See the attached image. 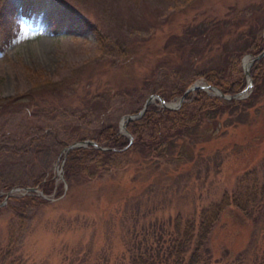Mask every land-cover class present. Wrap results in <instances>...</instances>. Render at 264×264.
Wrapping results in <instances>:
<instances>
[{"label":"rangeland","instance_id":"374dc122","mask_svg":"<svg viewBox=\"0 0 264 264\" xmlns=\"http://www.w3.org/2000/svg\"><path fill=\"white\" fill-rule=\"evenodd\" d=\"M8 1L15 14L0 44V203L13 188L41 192L34 180L49 174L58 188L44 198L19 190L6 199L0 207V264L155 259L176 245L177 218L180 232L185 221L195 224L183 261H177L187 264L197 246L201 212L226 191L240 196L247 212L227 210L217 219L198 264H264V85L248 102L252 86L247 102L219 123L218 135L196 147L173 145L161 158L129 157L118 170L90 179L78 175L70 184L62 153L64 143L91 140L103 125L119 131L121 118L141 107L153 88L169 94L175 88V80L165 76L171 68L186 82L204 83L200 72L224 67L231 45L187 54L189 49H177L176 39L187 42L188 26L215 25L231 17L237 22L250 11L261 14L264 0H59L95 26L102 42L92 31H55L44 12L26 16L20 0ZM263 25L256 38L264 39ZM237 54L225 65L226 83L244 77L242 59L253 53ZM84 81L93 95L83 94ZM72 82L80 94L56 108L51 91ZM40 86L45 109L31 113ZM11 99L19 107L8 105ZM31 195L46 204L31 207L13 200ZM11 237L16 245L3 260ZM175 259L171 252L168 263L176 264Z\"/></svg>","mask_w":264,"mask_h":264},{"label":"trees","instance_id":"16d2710c","mask_svg":"<svg viewBox=\"0 0 264 264\" xmlns=\"http://www.w3.org/2000/svg\"><path fill=\"white\" fill-rule=\"evenodd\" d=\"M20 2L21 13L23 15L27 16L30 13L37 14L44 12L46 17L51 20L52 28H54L55 31H59V29H70V27H72L80 32L92 31L94 34L96 33L99 35L97 36L99 37V41H105L104 36H100V33L95 26L81 16V14H79L72 6H68L66 3H62L59 0H20ZM14 14L15 8L12 4L9 3L8 0H1L0 44L6 42L4 40H6L10 32V27L14 22ZM234 21L235 19L231 17L229 19H223L215 25L198 27L188 26L187 31H185L184 34L187 42H182L179 38L176 39V43H180L177 49L181 52H185L189 49L187 54L193 52L199 53L201 50L209 48L212 45H219L223 43L224 48L225 46L228 48L231 45L229 50L230 54L226 55L222 60L224 67H210V69H206L199 74V77H202L207 85L216 86L223 94L230 96L241 92L246 83L244 81V77L226 83L225 65L226 67L231 65L229 58L230 55L233 56L238 53L237 57H240L243 53H253L254 55H257V53L259 54L262 52L264 39L256 38V31L260 30V27L263 25L262 22L264 21V12H261L260 14V12L250 11L248 15H245L240 19L236 18L237 22ZM237 28L238 30H235ZM241 37L244 38L241 39ZM112 47L118 54H120V56L124 57L123 55L125 53L122 49H120V46L114 43ZM259 60L255 62L249 70L251 82L253 83V91L250 98L247 100L248 102L255 94H257L256 92H258V90L263 88L264 85V57ZM165 76H167L170 80H175V84H172L175 88L171 90L169 94L165 93V89H161L160 87H158V89L153 88L150 93H154V95L156 94L157 96L162 97V99L165 98L164 101L166 102L177 100L185 89L190 86L191 82L195 81L193 79L192 81L186 82V79L183 77L184 75H181L175 69L173 71L172 68L166 72ZM87 83L88 81H84L83 94L85 96L93 95L91 90L85 88ZM41 91H43V86L36 89V92H38L37 97L35 99L32 97L33 101L30 105V109L32 110L31 113H39L42 109H45V106L42 107V104H46L42 99H40L42 93ZM51 92L54 97L50 98L48 93L46 98H50L57 103L58 106L54 105L56 108L62 107L64 104L67 105V101L76 98V96L80 94V90H78V86L75 82L62 87L56 86L55 90H52ZM85 99L87 100L88 98L85 97ZM64 100L66 101L64 102ZM233 100H225L216 96H210L202 89H196L187 95V98H185V101L181 104V107L178 110H167L160 107L158 108L154 104H149L147 111L144 113L145 115L143 114L139 117L140 119L138 118V120L130 121L126 125V130L129 131L132 142L129 141V137L127 138L119 133L117 126L113 124L103 125L96 131V135L90 139L95 143H98L101 147H108L107 151L100 149L96 150L89 146L86 147V149L75 148L66 154L65 169L68 172L69 184L72 180L77 179L78 175L84 176L86 179H90L98 172L106 173L109 170H118L121 165L120 161L125 159L127 160L129 157L139 158L140 156H155L161 158L163 156L165 157L167 149L170 148L171 150L173 145H180L179 147L181 148H189L196 147L200 143L213 140V138L218 135L217 132L219 130L217 126L221 121L227 118V113L231 109L236 108L239 105L242 106L247 102L244 99V101ZM18 103L19 102L11 99L9 100L8 105L14 106ZM53 103H49L48 105L52 106ZM17 106L19 107V105ZM139 108L132 113H137ZM173 111L177 112L174 113ZM170 121L171 123H169ZM206 124L208 125L207 127ZM199 130H201V133ZM209 133H211L212 136H210ZM146 135L149 138L147 140L144 139ZM64 144L65 146L68 145L67 143ZM179 155L180 154H177V160L180 159ZM34 184L41 190L44 196L51 194L52 191L58 188L57 185H55V180L52 177V174L45 176L44 179H35ZM13 200L26 202L28 206L31 207L38 206L39 204H46V201L40 196L33 197L32 195L24 196L20 199L14 198ZM227 210L247 212L245 211L246 208L245 205H243V201L240 200V196H235L227 191L222 195L218 202H216V204L202 211L198 223L199 225L197 227V246L195 249L190 251L187 264L199 263L201 258L200 250H202L205 246L204 242L207 240L209 231L216 224L217 219ZM174 225V233L179 235V239H174V242L177 241L176 245H173L172 248L169 246L166 254L162 257L157 256L153 259L151 256H149V258L138 256L137 259L134 258L132 264H169L168 260L171 257V252H174V256L176 257L175 263L180 264L177 262L178 258L181 257L180 261H183L184 254L187 252L190 241L193 237L192 233L194 232L195 224L185 221L181 232L180 229L182 224L180 218H177ZM10 240L12 241H9V249L1 256L3 257V260L8 257L6 253L10 251L12 247L11 245H16L12 237Z\"/></svg>","mask_w":264,"mask_h":264},{"label":"water","instance_id":"95a60500","mask_svg":"<svg viewBox=\"0 0 264 264\" xmlns=\"http://www.w3.org/2000/svg\"><path fill=\"white\" fill-rule=\"evenodd\" d=\"M263 51L257 55H246L243 57L242 62V69L244 72V78H245V87L243 88V90L238 93V94H234L233 96L230 95H226L221 93V91L213 85H207L205 83H198V82H193L192 84H190V86L179 96V98L173 102H165L162 97L156 96V95H149L147 97V99L144 101V103L141 105V107L139 108L137 113L134 114H127L125 116H123L120 120V124H119V131L121 134L125 135L126 137H129V141H131V136L129 134L128 131H126V125L129 121L132 120H137L139 117H141L146 111H147V107L149 104H156L157 102V106L167 109V110H178L180 109V105L185 101V98L187 97L188 94L192 93L193 91H195L196 89H202L203 91H205L208 95H213V96H217L220 97L221 99H226V100H233V99H237V100H243L245 97H247L249 95L250 90L252 89L253 83L251 82V78H250V72L249 69L251 68V66H253V64L258 61L259 59H262L264 57V47L262 49ZM88 146L93 147L94 149H101L103 151H107L108 148H102L100 145H98V143H95L92 140H86V141H75L74 143L69 144L68 146H66L63 150L62 153L64 155V159L66 157V154L70 151V150H74L75 148H86ZM19 190H23L26 192H33V193H38L42 198H44V196L41 194L40 191H38L36 188L32 189V188H24V189H18V188H13L10 189V191L4 196L3 198V203L0 204V206H3V204L6 203V199L11 196V194L13 192L19 191Z\"/></svg>","mask_w":264,"mask_h":264},{"label":"bare ground","instance_id":"6f19581e","mask_svg":"<svg viewBox=\"0 0 264 264\" xmlns=\"http://www.w3.org/2000/svg\"><path fill=\"white\" fill-rule=\"evenodd\" d=\"M205 25H206V24H205ZM235 30H238V28L235 29ZM95 31H96V30H95ZM99 33H101V32L99 31ZM95 34H96V33H95ZM101 35H103V34H101ZM101 35H100V36H101ZM96 36H99V35L96 34ZM101 37H102V36H101ZM98 38H99V37H98ZM100 41H102V40H100ZM231 41H232V40H231ZM231 41H230V42H231ZM233 42H234V41H233ZM230 44H231V43H230ZM257 54H258V53H257ZM259 61H260V60H259ZM212 71H214V70H212ZM215 72H216V71H215ZM203 77H204V75H203ZM201 82H202V81H201ZM185 90H186V89H185ZM239 93H240V92H239ZM249 93H250V92H249ZM153 94H154V93H153ZM155 95H156V94H155ZM186 98H187V97H186ZM164 99H165V98H164ZM164 99H163V100H164ZM186 101H187V100H186ZM233 101H234V100H233ZM237 103H238V102H237ZM180 107H181V106H180ZM156 109H157V108H156ZM184 110H185V109H184ZM192 110H193V109H192ZM158 111H159V110H158ZM164 111H166V110H164ZM181 111H182V110H181ZM193 111H194V110H193ZM160 112H161V111H160ZM173 112H174V111H173ZM176 112H177V111H176ZM176 112H174V113H176ZM179 112H180V110H179ZM179 112H178V113H179ZM169 113H170V112H169ZM183 113H184V112H183ZM192 113H193V112H192ZM194 113H195V112H194ZM144 115H145V114H144ZM168 115H170V114H168ZM182 115H183V114H182ZM184 116H185V115H184ZM184 116H181V117H184ZM139 119H140V118H139ZM174 120H175V119H174ZM187 120H188V118H187ZM175 121H176V120H175ZM181 121H182V120H181ZM173 122H174V121H173ZM169 123H171V121H170ZM203 123H204V122H203ZM176 124H177V123H176ZM209 124H210V123H209ZM211 124H212V123H211ZM213 124H214V123H213ZM217 124H218V123H217ZM171 125H172V124H171ZM157 126H158V125H157ZM175 126H176V125H175ZM207 126H208V125L206 124V127H207ZM213 126H214V125H213ZM209 127H210V126H209ZM150 128H151V127H150ZM157 128H158V127H157ZM172 129H173V128H172ZM189 129H190V127H189ZM142 130H143V129H142ZM207 130H208V129H207ZM209 131H210V130H209ZM170 132H171V131H170ZM204 133H205V132H204ZM206 133H207V132H206ZM184 135H185V134H184ZM209 135L212 136L211 133H209ZM209 135H208V136H209ZM205 136H207V135H205ZM205 136H204V137H205ZM210 136H209V137H210ZM194 137H195V136H194ZM202 137H203V134H202ZM191 138H192V137H191ZM195 138H196V137H195ZM193 140H194V139H193ZM190 143H191V142H190ZM151 144H152V143H151ZM190 145H191V144H190ZM162 146H163V145H162ZM103 148H104V147H103ZM156 149H157V148H156ZM257 165H258V164H257ZM257 165H256V166H257Z\"/></svg>","mask_w":264,"mask_h":264}]
</instances>
